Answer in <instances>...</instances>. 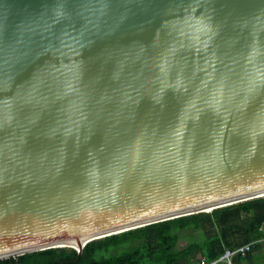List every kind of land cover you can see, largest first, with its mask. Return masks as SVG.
Wrapping results in <instances>:
<instances>
[{
  "label": "water",
  "instance_id": "95a60500",
  "mask_svg": "<svg viewBox=\"0 0 264 264\" xmlns=\"http://www.w3.org/2000/svg\"><path fill=\"white\" fill-rule=\"evenodd\" d=\"M264 196V0H0V260Z\"/></svg>",
  "mask_w": 264,
  "mask_h": 264
},
{
  "label": "trees",
  "instance_id": "16d2710c",
  "mask_svg": "<svg viewBox=\"0 0 264 264\" xmlns=\"http://www.w3.org/2000/svg\"><path fill=\"white\" fill-rule=\"evenodd\" d=\"M263 224L264 196L93 239L79 254L67 247L46 248L0 264H196V252L208 260L225 247L264 237ZM181 230L197 231L200 239L179 248Z\"/></svg>",
  "mask_w": 264,
  "mask_h": 264
},
{
  "label": "built area",
  "instance_id": "2783aa9c",
  "mask_svg": "<svg viewBox=\"0 0 264 264\" xmlns=\"http://www.w3.org/2000/svg\"><path fill=\"white\" fill-rule=\"evenodd\" d=\"M264 228V224L261 226ZM253 245V241L241 243L233 247H225L222 252L214 258L205 260L203 258H198L196 264H233L232 258L234 256H244L246 255Z\"/></svg>",
  "mask_w": 264,
  "mask_h": 264
},
{
  "label": "crops",
  "instance_id": "0c3cea01",
  "mask_svg": "<svg viewBox=\"0 0 264 264\" xmlns=\"http://www.w3.org/2000/svg\"><path fill=\"white\" fill-rule=\"evenodd\" d=\"M261 230L264 231V228L261 227ZM200 239V238H199ZM253 241V240H250ZM264 237L254 240L253 242L256 243L255 246L252 247V249L247 253L246 255L242 257L234 256L232 258L233 264H252L251 260L256 259V264H264ZM195 263L197 262L199 257L198 252L195 253Z\"/></svg>",
  "mask_w": 264,
  "mask_h": 264
},
{
  "label": "rangeland",
  "instance_id": "374dc122",
  "mask_svg": "<svg viewBox=\"0 0 264 264\" xmlns=\"http://www.w3.org/2000/svg\"><path fill=\"white\" fill-rule=\"evenodd\" d=\"M179 241L177 246L180 248L182 246L185 245L186 242H193L194 240H199L198 238H200L199 233L196 231H185V230H181L179 233ZM264 243V241H263ZM252 264H256V259H252L251 260Z\"/></svg>",
  "mask_w": 264,
  "mask_h": 264
}]
</instances>
